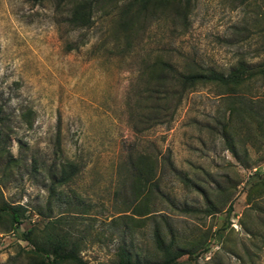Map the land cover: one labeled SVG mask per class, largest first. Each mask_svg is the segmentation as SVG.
<instances>
[{
    "label": "rangeland",
    "instance_id": "obj_1",
    "mask_svg": "<svg viewBox=\"0 0 264 264\" xmlns=\"http://www.w3.org/2000/svg\"><path fill=\"white\" fill-rule=\"evenodd\" d=\"M128 1L79 28L56 0H0V106L19 159L0 158V192L27 207L15 230L0 224V264H42L28 230L74 242L84 264H116L121 245L159 262L156 233L188 252L178 264H264V186L251 180L264 175V77L198 84L174 111L148 96L154 61L224 74L264 64V0L171 3L122 27ZM63 166L72 178L51 191Z\"/></svg>",
    "mask_w": 264,
    "mask_h": 264
},
{
    "label": "trees",
    "instance_id": "obj_2",
    "mask_svg": "<svg viewBox=\"0 0 264 264\" xmlns=\"http://www.w3.org/2000/svg\"><path fill=\"white\" fill-rule=\"evenodd\" d=\"M114 0H56L59 4H65L69 8L68 22L74 27L84 28L89 27L93 22V14L104 3H112ZM188 0H129L123 14L127 17H122L120 22L122 27L139 18L142 13L151 12L160 6L167 7L171 3L180 7L181 2ZM136 16V17H132ZM149 79L155 84L148 90L149 100L152 102L150 109L153 111L163 110L174 111L178 103L181 102L184 94L192 90L198 84L215 83L222 87L235 89L246 82L264 77V64L258 66H249L243 62H239L228 73L216 72L212 69H194L191 71L177 70L167 61H154L148 68ZM174 99L173 106L169 104ZM159 114V113H157ZM32 110L27 109L20 115L21 120L25 125H31ZM9 116L0 106V158L5 157V167H9L12 163H17L18 158H14L10 150L6 146L7 137L5 127H8ZM151 159L146 155H140L134 163L139 167L137 178L142 181L148 180L146 174H152L153 166L149 162ZM147 168L149 173L146 172ZM74 171H66L65 166L60 169L59 175L51 176L50 190L56 185L67 183L73 175ZM252 182L260 181L264 186V175L254 173ZM256 183V182H255ZM252 206V205H250ZM27 211V207L21 203H12L3 198L0 192V224L6 223L8 230H15L22 222V217ZM212 212V211H211ZM215 235L222 237V232L216 230ZM254 237L256 234L251 233ZM24 239L32 246L31 252L40 256L41 263L47 259L48 264H62L67 261H72L78 264H84L82 259L76 252L74 242H68L64 236H49L46 239H38L33 235V232L28 230L23 235ZM156 246L162 252V259L153 264H178V259L188 253L180 248H173L172 242L167 244L155 235ZM116 264H147L141 261L138 257H133L125 246H119L117 252Z\"/></svg>",
    "mask_w": 264,
    "mask_h": 264
}]
</instances>
